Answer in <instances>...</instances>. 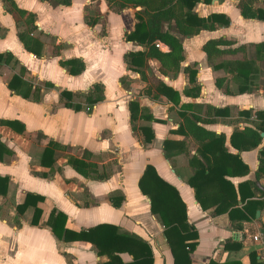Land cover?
<instances>
[{
  "label": "crops",
  "instance_id": "crops-1",
  "mask_svg": "<svg viewBox=\"0 0 264 264\" xmlns=\"http://www.w3.org/2000/svg\"><path fill=\"white\" fill-rule=\"evenodd\" d=\"M250 1L255 11L264 10V0ZM237 3L197 1L192 11L199 17L221 14L229 23L217 20L213 28L199 27L194 34L182 35L174 23L164 21L162 30H169L182 43L183 60L178 69L170 67L162 73L157 58L146 59L139 71L130 69L125 60L127 53L144 50V45L126 36L135 28L136 14L145 20L146 12H151L146 6L128 3L116 10L108 0H0V53L13 57L8 63L0 61V119L23 125L22 131L0 125V143L9 150L2 149L0 160V175L9 177L7 192L0 195V264H104L108 260L88 241L56 237L46 224L52 208L66 214L69 229L115 225L119 232L148 243L153 264H173L165 227L138 185L148 164L175 188L185 205L187 223L197 232L190 264L210 260L249 264L251 251L264 261V173L257 174L264 131H259L261 140L253 147H239L246 142L243 138L231 141L233 132L255 128L254 111L264 110V58L256 47L264 42V20L244 17ZM19 33L26 35L31 50ZM217 39L223 42L208 57L203 45ZM160 43L158 49L169 51ZM72 58L84 64L77 74L60 63ZM13 75L32 85L29 97L9 87ZM94 83L103 85V97L89 104L77 94H85ZM159 84L176 92L177 101L162 93ZM63 90L73 93V104L78 102L80 108L65 104L60 96ZM130 101L139 105L134 122ZM248 110H252L249 115ZM184 113L196 115V124L215 137L222 134L224 152L214 141L193 136L184 126ZM141 127L151 129V141L145 140ZM49 140L60 147L52 164L44 166L41 156ZM232 155L248 167L246 173H238L241 166ZM71 158L94 164L95 171L82 175L69 162ZM209 168L215 176L199 183L202 208L189 180ZM226 182L236 191L239 184L249 182L252 199L263 201L248 219L231 221L228 211L215 213L224 196H233ZM27 192L44 197L38 203L42 208L38 224L31 223L33 207L17 211ZM116 194L123 196L119 206L110 200ZM237 198L235 207L243 208L246 201L239 200L238 192ZM233 242L240 247L225 248V243ZM120 256L124 261L132 258L127 253Z\"/></svg>",
  "mask_w": 264,
  "mask_h": 264
},
{
  "label": "trees",
  "instance_id": "trees-1",
  "mask_svg": "<svg viewBox=\"0 0 264 264\" xmlns=\"http://www.w3.org/2000/svg\"><path fill=\"white\" fill-rule=\"evenodd\" d=\"M197 1L199 0H108L109 4H111L110 6L115 7L116 10H119L128 3L141 5L143 7L146 6L151 9V12H146L145 20L140 15L136 14L138 21L135 23V28L126 36L128 40H135L144 45V50L131 51L125 55V60L129 68L134 71H139L140 67L145 64V61L148 58H157L160 61V71L162 73H166L170 67L175 69L179 68V63L183 60L182 43L179 37L171 33L169 30H162L161 25L164 21L174 23L178 33L182 35L194 34L199 30V27L213 28V23L217 20H221L226 24L229 23V19H224V15L221 14H211L206 18L199 17L192 11V8ZM250 2V0H238L237 6L240 9L241 14L244 17H257L264 20V10L257 9L255 11L251 7ZM12 5L16 8L13 2ZM13 16L16 21L19 20L15 13ZM87 22L90 24L92 23V20L88 19ZM19 38L23 41L25 48L27 50H31L30 41L26 35L24 33H19ZM155 41H160L166 44L169 51L163 52L158 49L155 46ZM221 42H223V40H209L203 45V50L206 52L208 57L211 56L212 51L217 50V45ZM256 47L257 51L259 50V53L262 51L261 56L264 58V42L256 44ZM12 59L13 57L10 53H0V61L8 63ZM60 63L65 66L67 71L71 74L81 72L84 67L83 62L78 58L61 60ZM239 70L242 73H246L243 69ZM190 73L193 75L195 71L190 70ZM8 84L10 88L14 89L23 97H29L31 94L32 85L18 75H13ZM46 85L51 86L52 84L46 83ZM38 89V86H36L34 90L35 93L38 92ZM158 89H160L167 97L173 99L175 102L177 101L178 94L173 92L170 87L164 84H159ZM60 96L66 99V105H74L76 109L80 108V104L78 102L73 104V93L70 91L63 90L60 92ZM77 96H82L87 103L94 104L103 97V85L101 83H94L85 94H77ZM129 111L131 122H134L139 111V105L136 101L129 102ZM215 111L221 112L220 109H215ZM251 112L252 110L245 111L247 115L251 114ZM254 113L258 119L255 124V128L247 126L239 132H233L231 135V141H233V143L234 138H243L246 140V142L244 141L241 145H239V147L241 146L244 149L258 145L261 140L259 131H264V110L254 111ZM183 118L185 128H187L193 136H195L198 140L210 139L211 141H214L219 146L218 150L220 152H224V148L222 146L224 136L222 134L215 137L214 133L198 126L195 122V119H198L196 115L192 114L190 117L188 114L184 113ZM15 124H18V126H15ZM0 125L12 126L17 128L18 131L23 130V125L18 121L0 119ZM140 130L144 134L145 140L151 141L153 138L151 129L141 127ZM58 147H60V145L55 141L49 140L47 142L41 156L42 165L49 166L52 164L55 149ZM2 149L5 152L9 151L0 143V160L2 158ZM260 154V165L257 174L260 172L264 173V149L260 152ZM232 156L235 162L241 166L238 173H246L248 167L242 163L238 155ZM69 162L73 165L75 170L84 176H89L91 171H95L93 168L95 165L85 162L84 160L71 158ZM208 170V173H205V169L204 171L201 170L202 173L193 176L189 180L190 185L195 189V197L202 208H205V205L200 196L199 183L209 181L215 176L212 174L210 168ZM95 177L102 178V176L99 175H96ZM8 181L9 177L0 175V195L6 194ZM226 184L231 187L233 196H224V198H222L217 204L215 213L228 211L231 221L234 219L245 220L248 219V214H253L254 208L263 203V201L252 199L255 195L249 182L239 184L238 191L234 190L229 182H226ZM138 185L141 192L150 197L151 212L159 216L165 227L164 235L173 255V264H190V253L197 245V232L194 230L193 226L187 223L185 205L181 201L177 191L172 185L161 179L156 174L153 166L150 164L146 166L139 179ZM256 188L263 190L257 184ZM237 192L239 193V200L246 201L243 208L235 207V204L238 201ZM43 200L44 197L42 195L27 192L23 201L16 206L17 211L19 213H23L27 207H33L31 223L38 224L39 217L42 213V208L38 205V203ZM110 200L114 206H119L123 200V196L116 194L110 196ZM66 219L67 216L64 212L57 211L52 208L48 214L46 224L50 227L54 235L60 239L65 241L85 240L92 243L97 254L107 255L108 260L104 262V264H153V254L150 246L140 237L134 234L119 232L117 226L109 223H99L87 229L76 231L65 227ZM239 247L240 244L236 242L225 243V248L227 249H237ZM121 253L131 255V260L124 261L120 256ZM249 260V264H264V261H260L258 259L255 251L249 252ZM208 264L242 263L238 260H230L222 263L210 260Z\"/></svg>",
  "mask_w": 264,
  "mask_h": 264
},
{
  "label": "built area",
  "instance_id": "built-area-1",
  "mask_svg": "<svg viewBox=\"0 0 264 264\" xmlns=\"http://www.w3.org/2000/svg\"><path fill=\"white\" fill-rule=\"evenodd\" d=\"M160 45H161L160 42H158V41L155 42V46H156V47H159ZM254 239H257V236H254Z\"/></svg>",
  "mask_w": 264,
  "mask_h": 264
},
{
  "label": "water",
  "instance_id": "water-1",
  "mask_svg": "<svg viewBox=\"0 0 264 264\" xmlns=\"http://www.w3.org/2000/svg\"><path fill=\"white\" fill-rule=\"evenodd\" d=\"M261 136H264V132H261ZM256 215H259V211L256 212Z\"/></svg>",
  "mask_w": 264,
  "mask_h": 264
}]
</instances>
